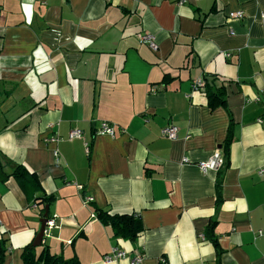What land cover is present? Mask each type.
<instances>
[{
	"label": "crops",
	"instance_id": "0c3cea01",
	"mask_svg": "<svg viewBox=\"0 0 264 264\" xmlns=\"http://www.w3.org/2000/svg\"><path fill=\"white\" fill-rule=\"evenodd\" d=\"M182 1L0 0L4 264H22L46 207L43 245L80 264L114 248L126 258L112 264H264V0ZM206 79L223 103L195 89ZM217 150L225 166L203 173ZM96 210L134 214L142 232L115 239Z\"/></svg>",
	"mask_w": 264,
	"mask_h": 264
},
{
	"label": "trees",
	"instance_id": "16d2710c",
	"mask_svg": "<svg viewBox=\"0 0 264 264\" xmlns=\"http://www.w3.org/2000/svg\"><path fill=\"white\" fill-rule=\"evenodd\" d=\"M203 82V88H205V94L210 99L211 104L215 105V102L223 103L224 102V96H225V90L223 87L221 88H215L208 79L204 80ZM101 125V124H100ZM99 129V128H98ZM98 129L96 130V134L99 135ZM77 130V129H76ZM73 131V130H72ZM82 131V130H80ZM229 134L227 136V140L225 142V152L226 155L228 154V148L232 142L233 139V132L232 128L229 130ZM82 139H74V140H83L84 139V132ZM70 133L68 134V139H70ZM103 136V135H101ZM59 139L58 142L61 141V138L57 137ZM58 153V152H57ZM13 176L18 177L22 179L26 175V171L23 167H17L15 171L12 173ZM51 197L42 196L37 199V202L42 203V201H45L46 203L52 202ZM36 202V203H37ZM90 203V202H89ZM42 212L44 210L42 209ZM97 215H95L96 218H98L103 224L110 226L113 230V236L115 239H125L129 241H135V239L138 237V235L142 232V226L139 221V219L134 214H115L112 215L109 212L103 211V210H96ZM53 220V219H50ZM0 264H4L6 253L9 250L7 246V240L4 238V232L0 231ZM44 242V241H43ZM41 252L37 253V249L33 247V243L28 244L22 249L21 253V261L22 264H80L79 259L74 256L70 259H65L62 256L52 254L47 246L45 244L41 246ZM106 257V256H105ZM122 260V259H121ZM120 261V260H118ZM117 261V262H118Z\"/></svg>",
	"mask_w": 264,
	"mask_h": 264
},
{
	"label": "built area",
	"instance_id": "2783aa9c",
	"mask_svg": "<svg viewBox=\"0 0 264 264\" xmlns=\"http://www.w3.org/2000/svg\"><path fill=\"white\" fill-rule=\"evenodd\" d=\"M186 1L187 0H183L181 3H184ZM243 15H244L243 12H235V13L230 14V18L242 19ZM261 24H262V28L264 31V12H263L262 17H261ZM138 40L141 44L147 45L152 51L156 52L158 50V44L156 42V38L154 35L149 34V33H142V34L138 35ZM202 87H203V82H199L198 84L195 85L196 90L197 89L199 90ZM263 95H264V91H263ZM97 133L99 135L110 136L112 138L116 135L115 129L112 126L108 125L107 123H102L99 126ZM178 133H179V129L177 127H174V126H168V127H165L161 130V135L164 138H167L168 140H176L178 137ZM69 137L71 140L82 139L83 133H82V131H80L78 129L73 130L70 132ZM58 141H59V139L57 137L50 140V142H55V143ZM85 146L87 147L88 144L85 143ZM87 150H88V148H87ZM54 154H55V156H57V151H55ZM183 162L188 163L189 161L187 159H184ZM225 163H226V160H225L223 154L221 153L220 150H217L213 153V155L207 161L199 163L198 167L200 168V170L203 173H207L209 171L218 172L225 166ZM258 174L261 177H264V166L258 171ZM79 188H81V187H79ZM91 201H92L91 198H86V203H89ZM54 228H55V222L53 220H49L46 224L44 236L48 237L50 231ZM0 231H2L1 224H0ZM262 235H264V230H259L257 232V236L260 237ZM125 258H126V252L119 250L117 248H114L111 251V253L105 257V263L106 264H112V263L117 262L118 260H121V259L123 260ZM142 260H143V258L141 256H136L131 261V264H141Z\"/></svg>",
	"mask_w": 264,
	"mask_h": 264
},
{
	"label": "water",
	"instance_id": "95a60500",
	"mask_svg": "<svg viewBox=\"0 0 264 264\" xmlns=\"http://www.w3.org/2000/svg\"><path fill=\"white\" fill-rule=\"evenodd\" d=\"M49 221V218H48V207H46V212L44 214V217L43 219L41 220V229L39 231V233L37 234L34 242H33V247L34 248H38V247H41L42 244H43V240L45 238L44 236V231H45V228H46V224L47 222Z\"/></svg>",
	"mask_w": 264,
	"mask_h": 264
}]
</instances>
